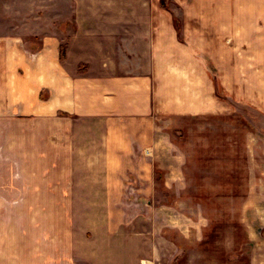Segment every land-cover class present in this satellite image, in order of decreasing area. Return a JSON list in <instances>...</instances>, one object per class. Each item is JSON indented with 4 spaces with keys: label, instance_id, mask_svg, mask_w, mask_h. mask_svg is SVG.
Masks as SVG:
<instances>
[{
    "label": "crops",
    "instance_id": "1",
    "mask_svg": "<svg viewBox=\"0 0 264 264\" xmlns=\"http://www.w3.org/2000/svg\"><path fill=\"white\" fill-rule=\"evenodd\" d=\"M256 27L264 39V0H0V198L19 215L20 259L138 264L127 231L144 222L131 218L139 196L163 246L165 230L179 233L178 251L201 246L207 198L193 194V216L181 204L204 176L189 173L170 128L203 102L218 114L228 82L213 83L199 54L209 48L215 64L221 44ZM241 181L232 223L251 246L247 264H264V175ZM160 191L174 201H150ZM150 245L146 255L161 253Z\"/></svg>",
    "mask_w": 264,
    "mask_h": 264
},
{
    "label": "rangeland",
    "instance_id": "2",
    "mask_svg": "<svg viewBox=\"0 0 264 264\" xmlns=\"http://www.w3.org/2000/svg\"><path fill=\"white\" fill-rule=\"evenodd\" d=\"M256 31L257 27L251 29L249 37L229 39L226 45V40H223V49L214 56L218 60L215 64L211 60L209 48L202 50L199 57L202 59L203 71L215 84L225 85L228 82V92L225 86L217 90L220 106L217 115L204 113L207 109L203 102L202 115L195 119L174 118L170 128L171 140L191 163L189 173L204 176L201 181L190 178L191 183H195L188 187L186 194H192L193 197L185 198V206L181 204L188 212L186 215L193 216L197 205L193 194L200 190L207 198L201 200L203 215L210 222L203 232L204 241L201 246L178 251L173 245L181 240L179 233L165 230L170 246H163L162 239L156 237L160 224L152 228L151 222L145 223L148 201L140 196L133 198L128 200L131 201V218L144 221H139L131 231H127V235L132 233L131 237L134 233L138 234L132 240L138 245V264H247L251 246L242 243L243 231L232 221L239 218L242 192L247 185L241 179L251 174L264 175V48H261L264 47V39L256 38ZM203 41L209 44V40ZM217 41L218 44L220 40ZM2 160L0 146V175L6 174ZM233 187L239 189L237 195L241 197L227 199L226 193ZM170 194L160 191L150 201L171 203L174 200ZM210 194H217V199H209ZM3 206L7 204H3L0 198V264H28V261L24 262L23 256L20 259V252L25 246L23 242L20 244L19 239V215L16 209L5 214ZM151 230L155 231L154 237L150 235ZM152 242L161 253L151 257L146 254ZM227 250L231 252L227 253ZM167 259L171 261L167 263Z\"/></svg>",
    "mask_w": 264,
    "mask_h": 264
}]
</instances>
